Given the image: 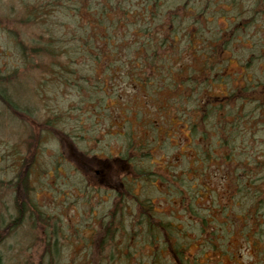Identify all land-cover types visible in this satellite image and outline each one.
<instances>
[{
    "label": "trees",
    "instance_id": "16d2710c",
    "mask_svg": "<svg viewBox=\"0 0 264 264\" xmlns=\"http://www.w3.org/2000/svg\"><path fill=\"white\" fill-rule=\"evenodd\" d=\"M8 18L20 26L4 28L16 40L25 68L33 64L45 76L88 80L94 76L78 75L74 61L82 60L80 70L96 72L108 60L105 69L131 72L154 106L172 112L187 131L185 146L193 155L191 160L182 155L179 168L153 159L156 146L168 144L169 134L142 117L127 120L125 131L115 134L117 153L102 148L104 155L88 154L113 167V187L104 186L114 200L103 217L92 213L100 220L98 230L80 233L82 264H224V256L234 254L230 239L237 232L229 228L236 223L229 221L230 203L241 207L235 218L244 221V233H254L256 245H263L257 258L264 259V149L255 146L264 128V0H20L18 11ZM27 26L30 33L24 32ZM118 49L126 59L112 57ZM6 78L0 74V84ZM101 79L95 78L90 88H102ZM1 87L0 100L18 113ZM143 122L162 135L161 141L136 132ZM46 128L59 130L50 122ZM37 149L38 144L33 149L27 142L18 165L25 172L5 185L16 212L8 222L0 217V246L30 218L34 226L40 222L44 233H28L30 245L23 250L30 251L37 239L43 246L37 264H63L65 244L77 240L63 241L65 234L54 229L57 218L35 201L29 177ZM213 164L230 168L226 200L198 207L197 199L208 190L204 171ZM156 182L166 185L170 202L177 198L181 215L172 211L168 218L153 207L151 195L162 192ZM196 242L199 255L191 251ZM1 252L0 264L6 258Z\"/></svg>",
    "mask_w": 264,
    "mask_h": 264
},
{
    "label": "rangeland",
    "instance_id": "374dc122",
    "mask_svg": "<svg viewBox=\"0 0 264 264\" xmlns=\"http://www.w3.org/2000/svg\"><path fill=\"white\" fill-rule=\"evenodd\" d=\"M19 4L20 0H0V74L7 77L0 85L3 96L18 109V113H15L0 100V217L5 222L14 217L16 210L13 201L7 198L10 191L5 189V185L25 172L18 165L26 154L27 142L31 143L33 149L38 144L35 163L29 177L31 188L34 189L33 196L42 211L57 218L54 229L58 228L59 234H65L62 235V240H77L75 245L67 242V247L68 244H65L66 252L62 263L82 264L85 246L79 245L78 239L82 237L80 233L98 230L100 220H95L92 213L103 217L114 200L113 196L107 197L108 189L104 186L109 184L113 187L112 183H109L113 181V167L102 159L88 157V154L96 151L101 154L102 148L117 153L118 142L115 140V134L125 131L127 120L136 121L140 117L145 122L151 121L161 131L164 129L166 134H169L168 144H165L164 149L158 145L154 150L153 159L157 160L159 165L173 163L179 168L184 160L182 155L191 160L193 153L185 146L187 131L183 123L171 115L172 112L158 110L146 91L134 83L131 72L105 69L108 60H103L96 72H88L86 68L80 70L82 60L76 59L72 65L77 67L78 75L94 76L88 80L70 78L69 74H66L67 79L54 78L50 74L45 76L39 68H34L33 64L30 65L32 68H25V63L21 61L18 53L16 40L14 41L4 28L5 25L20 27L8 18L18 11ZM219 25H225L222 18L219 19ZM25 30L26 33L32 31L30 26ZM116 42L115 39L113 43ZM129 43L127 40L123 46ZM124 54L123 49H118V53L112 57L123 60L126 59ZM33 63L35 65L36 62ZM97 77H102V88H90ZM99 98L102 99L103 105L101 111L96 108ZM165 119L173 120L174 123L165 122ZM47 122L55 123L59 130L50 132L45 129ZM137 128L136 132L145 138L154 142L161 141L162 135L151 131L144 122L138 123ZM71 133L82 134L84 138H71ZM155 135H159V138ZM257 136L261 138L256 139L255 146L260 150L264 149V142H260L264 139V128ZM98 137L104 140L98 142ZM229 170L224 164H213L207 172L204 171L203 179L208 190L197 199L198 207H208L214 199L222 202L226 200V174ZM155 185L162 192L151 195L153 207L163 211L168 218L173 214L181 215L177 198L170 202L172 196L166 192V185L159 182ZM141 189H145V186ZM172 203H175V206ZM240 209V206L231 203L229 205V221L237 223L229 228H235L237 232L232 233L230 239L229 248L231 254H234L230 257L225 255L223 263L264 264L262 257L260 260L257 258L258 252L263 251V245H256L254 233H244V230L247 231L243 229L244 221L235 218ZM55 218L51 217L50 222L56 223ZM33 226L34 222L30 218L25 219L21 226L12 232L15 234L10 238L11 241L7 240L6 244L0 246L2 255L6 257L2 259V264H16L17 259L23 260L24 264H37L43 248L42 243L36 239L30 251L23 250L30 245V240L26 241L28 233L38 236L44 233L40 222L35 221L34 228ZM240 231L244 233L245 238ZM223 232L225 231L220 233ZM193 233L189 235L194 236ZM200 250L197 242L191 248V251L198 255ZM23 251V256L17 258Z\"/></svg>",
    "mask_w": 264,
    "mask_h": 264
},
{
    "label": "flooded vegetation",
    "instance_id": "af4514ba",
    "mask_svg": "<svg viewBox=\"0 0 264 264\" xmlns=\"http://www.w3.org/2000/svg\"><path fill=\"white\" fill-rule=\"evenodd\" d=\"M96 172H98V171H96Z\"/></svg>",
    "mask_w": 264,
    "mask_h": 264
}]
</instances>
